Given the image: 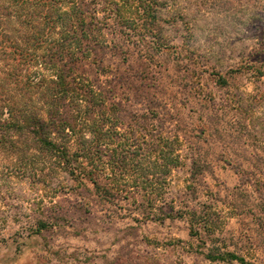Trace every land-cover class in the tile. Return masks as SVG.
Instances as JSON below:
<instances>
[{
  "label": "trees",
  "instance_id": "trees-1",
  "mask_svg": "<svg viewBox=\"0 0 264 264\" xmlns=\"http://www.w3.org/2000/svg\"><path fill=\"white\" fill-rule=\"evenodd\" d=\"M183 1L0 0V159L11 162L0 176L52 183L134 221L178 216L191 235L211 231L208 214L168 197L182 164L179 120L149 81V63L166 51L189 62L180 48L194 25ZM166 28L187 33L177 42ZM35 222L32 232L59 225L57 216ZM199 252L254 264L233 251Z\"/></svg>",
  "mask_w": 264,
  "mask_h": 264
},
{
  "label": "rangeland",
  "instance_id": "rangeland-1",
  "mask_svg": "<svg viewBox=\"0 0 264 264\" xmlns=\"http://www.w3.org/2000/svg\"><path fill=\"white\" fill-rule=\"evenodd\" d=\"M202 1H183L194 25L180 48L189 62L166 51L149 63V81L179 120L182 164L170 173L168 197L208 214L212 230L191 235L178 216L134 221L125 209L54 192L48 179L43 186L3 173L0 264H241L199 252L210 248L264 264V0ZM168 29L177 42L187 33ZM43 216L59 225L32 232Z\"/></svg>",
  "mask_w": 264,
  "mask_h": 264
}]
</instances>
